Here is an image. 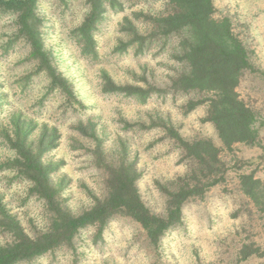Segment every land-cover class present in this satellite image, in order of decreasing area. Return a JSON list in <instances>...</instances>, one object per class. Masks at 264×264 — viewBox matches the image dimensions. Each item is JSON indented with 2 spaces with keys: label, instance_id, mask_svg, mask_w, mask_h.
I'll return each mask as SVG.
<instances>
[{
  "label": "rangeland",
  "instance_id": "374dc122",
  "mask_svg": "<svg viewBox=\"0 0 264 264\" xmlns=\"http://www.w3.org/2000/svg\"><path fill=\"white\" fill-rule=\"evenodd\" d=\"M117 1L105 4L89 43L79 28L90 0H37L36 26L61 75L55 87L17 15L0 9V245L13 239L10 224L31 237L51 226L30 177L37 170L23 166L29 152L73 215L109 195L113 172L134 175L141 200L161 217L173 193L194 186L196 194L156 244L120 211L18 264H264V0H213L253 65L237 92L255 113L258 136L230 146L210 118L213 93L174 88L189 69L181 59L188 34L155 28L156 17L174 11L170 0ZM245 175L253 176L246 188ZM254 181L253 197L245 189Z\"/></svg>",
  "mask_w": 264,
  "mask_h": 264
},
{
  "label": "trees",
  "instance_id": "16d2710c",
  "mask_svg": "<svg viewBox=\"0 0 264 264\" xmlns=\"http://www.w3.org/2000/svg\"><path fill=\"white\" fill-rule=\"evenodd\" d=\"M90 2L91 15L79 28V32L89 43H93L95 39L92 30L105 11V4L108 2L115 7L118 1L90 0ZM170 2L174 11L156 17L155 28L164 35L177 32L188 34L183 41L184 53L181 59L185 60L189 69L175 80L174 88L187 92L213 93L209 100L210 118L215 123L225 145L230 146L235 142H255L258 136L254 127L255 113L237 92L244 71L253 68L244 43L234 32L228 18L216 17L213 0H170ZM36 6L37 0H0L1 10L17 15L20 33L31 43L32 57L39 60V70L45 71L50 76L52 87H55L61 75L57 73L51 64L49 54L44 50L36 26L38 20ZM47 149L49 147L44 151ZM23 156L25 170L30 169V172L31 168L37 170V175L30 177L36 180L37 190L47 201L51 212V226L44 233L31 237L18 225H8L4 230L10 232L13 239L8 244L0 245V264H18L23 260L44 255L61 245L72 244L81 228L96 222L103 224L114 213L120 211L135 218L146 230L151 242L156 244L161 236L180 220L184 201L196 194L194 186L173 193L168 200L167 214L161 217L152 213L141 200L134 175L127 172H113L111 174L115 175L110 179L109 195L97 202L90 210L80 215H73L63 209L55 190L45 179V168L39 162V156L38 161L37 156L35 158L29 152ZM252 177V175L243 177L245 188L246 181ZM256 188L254 181L250 189L245 190L254 197Z\"/></svg>",
  "mask_w": 264,
  "mask_h": 264
}]
</instances>
